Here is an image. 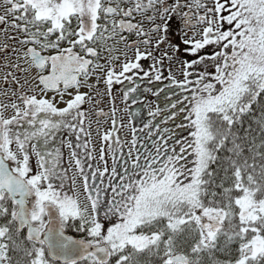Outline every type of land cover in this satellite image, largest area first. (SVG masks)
I'll list each match as a JSON object with an SVG mask.
<instances>
[{
	"label": "snow or ice",
	"instance_id": "6c2138e0",
	"mask_svg": "<svg viewBox=\"0 0 264 264\" xmlns=\"http://www.w3.org/2000/svg\"><path fill=\"white\" fill-rule=\"evenodd\" d=\"M0 264H264V0H0Z\"/></svg>",
	"mask_w": 264,
	"mask_h": 264
},
{
	"label": "flooded vegetation",
	"instance_id": "af4514ba",
	"mask_svg": "<svg viewBox=\"0 0 264 264\" xmlns=\"http://www.w3.org/2000/svg\"><path fill=\"white\" fill-rule=\"evenodd\" d=\"M128 82L127 81H125V84H127ZM138 83H140V88H141V90L143 89V87H145L146 86V82H139L138 81ZM162 86V85H161ZM116 89H119V88H121L122 87V85H115L114 86ZM146 96H147V100H149V101H155L156 103H162V101H163V94L161 95V97H160V99L159 100H157V98L156 97H153V96H151L150 94H146ZM117 105H118V107H120V108H123L124 107V105L120 102V99H119V96H118V98H117ZM61 106H63V105H61ZM104 107H105V111H109V104H108V102H107V98H105V101H104ZM137 107V105H133L132 106V108H133V110H135V108ZM143 112H144V116L146 117V115H147V109L145 108L144 110H143ZM118 116L119 117H123L124 119H125V121L127 120V117L125 116V113H123V112H119L118 113ZM110 123V122H109ZM104 125H109V124H104ZM103 125V126H104ZM137 126L139 127V123L137 122ZM126 132V131H125ZM93 134H95V132H93ZM92 139H93V137H92ZM94 144H95V142H94ZM93 144V145H94ZM95 146V145H94ZM99 146H100V140H99V143H98V145L97 146H95L96 148H97V150L99 149ZM65 151V163H67V160H68V156H67V149H65L64 150Z\"/></svg>",
	"mask_w": 264,
	"mask_h": 264
},
{
	"label": "rangeland",
	"instance_id": "374dc122",
	"mask_svg": "<svg viewBox=\"0 0 264 264\" xmlns=\"http://www.w3.org/2000/svg\"><path fill=\"white\" fill-rule=\"evenodd\" d=\"M108 126H109V125H104V126L102 127V130H103L104 128H107ZM125 131L127 132V130H125ZM94 142H95V144H94ZM92 143H93L95 146H97L98 143H99V137L96 135V133L93 134Z\"/></svg>",
	"mask_w": 264,
	"mask_h": 264
}]
</instances>
